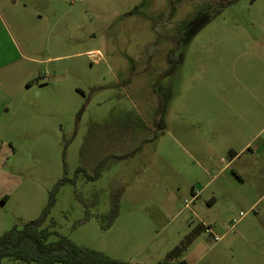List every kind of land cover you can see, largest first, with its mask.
Wrapping results in <instances>:
<instances>
[{
    "label": "rangeland",
    "instance_id": "rangeland-1",
    "mask_svg": "<svg viewBox=\"0 0 264 264\" xmlns=\"http://www.w3.org/2000/svg\"><path fill=\"white\" fill-rule=\"evenodd\" d=\"M0 10V236L54 194L51 240L134 264L177 246L175 263L264 264V0Z\"/></svg>",
    "mask_w": 264,
    "mask_h": 264
},
{
    "label": "trees",
    "instance_id": "trees-1",
    "mask_svg": "<svg viewBox=\"0 0 264 264\" xmlns=\"http://www.w3.org/2000/svg\"><path fill=\"white\" fill-rule=\"evenodd\" d=\"M179 61V56H173L171 69L165 75H170ZM67 181H69L68 178L64 177L59 184ZM54 202V194H51L49 204L39 218L25 223L22 228L14 226L0 236V264H4L5 258L34 264H134L112 258L100 251L80 247L65 236L51 240L53 233L50 228L44 227V223L48 219ZM184 248V246H177L170 252L169 260L157 264H187L185 260L178 263L172 262V258L179 256Z\"/></svg>",
    "mask_w": 264,
    "mask_h": 264
},
{
    "label": "crops",
    "instance_id": "crops-1",
    "mask_svg": "<svg viewBox=\"0 0 264 264\" xmlns=\"http://www.w3.org/2000/svg\"><path fill=\"white\" fill-rule=\"evenodd\" d=\"M0 21H3V15H2V11L0 10ZM183 54H180L179 55V58H180V61L178 62V64L176 65V69H175V71H178L179 70V67L181 66V65H183V62H184V60L182 59L183 58ZM174 71V72H175ZM174 72H172V73H174ZM173 100V99H172ZM199 164V163H198ZM190 202V201H189ZM189 203H187V205H188ZM199 225H198V228H208V227H210L211 228V224H207L204 220H201V218L199 217ZM192 243H195V239H194V241H192Z\"/></svg>",
    "mask_w": 264,
    "mask_h": 264
},
{
    "label": "built area",
    "instance_id": "built-area-1",
    "mask_svg": "<svg viewBox=\"0 0 264 264\" xmlns=\"http://www.w3.org/2000/svg\"><path fill=\"white\" fill-rule=\"evenodd\" d=\"M207 232L208 233H211L212 235L214 234V236H215V232L214 231H211V228L210 227L207 228ZM216 239H217V237H216Z\"/></svg>",
    "mask_w": 264,
    "mask_h": 264
},
{
    "label": "flooded vegetation",
    "instance_id": "flooded-vegetation-1",
    "mask_svg": "<svg viewBox=\"0 0 264 264\" xmlns=\"http://www.w3.org/2000/svg\"><path fill=\"white\" fill-rule=\"evenodd\" d=\"M185 34H187V33H184V36H186ZM183 38H185V37H183Z\"/></svg>",
    "mask_w": 264,
    "mask_h": 264
}]
</instances>
